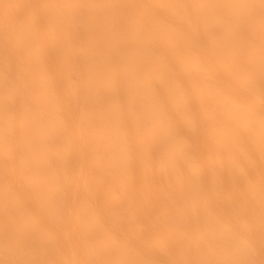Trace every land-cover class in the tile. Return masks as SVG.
Segmentation results:
<instances>
[{"label":"bare ground","instance_id":"obj_1","mask_svg":"<svg viewBox=\"0 0 264 264\" xmlns=\"http://www.w3.org/2000/svg\"><path fill=\"white\" fill-rule=\"evenodd\" d=\"M169 2L0 0V264L262 259L260 0H186L254 6L187 36ZM177 75L195 132L155 112Z\"/></svg>","mask_w":264,"mask_h":264},{"label":"snow or ice","instance_id":"obj_2","mask_svg":"<svg viewBox=\"0 0 264 264\" xmlns=\"http://www.w3.org/2000/svg\"><path fill=\"white\" fill-rule=\"evenodd\" d=\"M34 9H39L43 5H32ZM159 8H166L173 10V15L168 17V23L172 26L173 33L176 36H187V25H199L201 18L196 15V10L201 8H250L253 5L247 4H196L189 3L186 0H172V2L157 5ZM260 10L262 21H264V0H260ZM222 24H237L242 30L243 25L231 16L221 18ZM6 55L7 45L5 46ZM170 72L174 69L169 68ZM177 84L169 91H163L158 86L155 87L152 102L154 104L155 112L162 122L168 127L170 131H180L184 128H190L193 132L200 128L201 119L199 109L192 97L189 89L183 86L179 76H176ZM261 99L264 103V67H262L261 78ZM264 153V149H262ZM254 242L251 237L248 238V244L252 245ZM261 255L262 259L258 264H264V220H262V233H261ZM3 264H17V262L4 261ZM77 264H128V262H112V261H87L77 262ZM147 264H257L251 260H200V261H186V262H173L168 260H155L147 262Z\"/></svg>","mask_w":264,"mask_h":264}]
</instances>
